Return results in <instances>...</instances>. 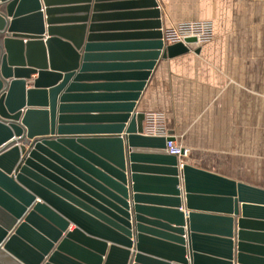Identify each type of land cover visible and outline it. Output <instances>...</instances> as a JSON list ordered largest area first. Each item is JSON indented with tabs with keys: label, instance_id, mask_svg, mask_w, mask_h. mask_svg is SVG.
<instances>
[{
	"label": "water",
	"instance_id": "obj_1",
	"mask_svg": "<svg viewBox=\"0 0 264 264\" xmlns=\"http://www.w3.org/2000/svg\"><path fill=\"white\" fill-rule=\"evenodd\" d=\"M164 29L157 0H0V264H264V190L144 133L198 43Z\"/></svg>",
	"mask_w": 264,
	"mask_h": 264
},
{
	"label": "crops",
	"instance_id": "obj_2",
	"mask_svg": "<svg viewBox=\"0 0 264 264\" xmlns=\"http://www.w3.org/2000/svg\"><path fill=\"white\" fill-rule=\"evenodd\" d=\"M157 1L165 28L208 22L213 38L159 61L138 110L164 116L186 164L264 190V0Z\"/></svg>",
	"mask_w": 264,
	"mask_h": 264
},
{
	"label": "built area",
	"instance_id": "obj_3",
	"mask_svg": "<svg viewBox=\"0 0 264 264\" xmlns=\"http://www.w3.org/2000/svg\"><path fill=\"white\" fill-rule=\"evenodd\" d=\"M163 33V41L168 45L185 43L187 38H197L198 43H206L213 38L212 24L208 22L179 24L165 28ZM144 133L147 136L169 138L164 116L159 113L146 114ZM190 152V148L177 145L173 139L167 142L166 153L180 159V168L184 167Z\"/></svg>",
	"mask_w": 264,
	"mask_h": 264
}]
</instances>
